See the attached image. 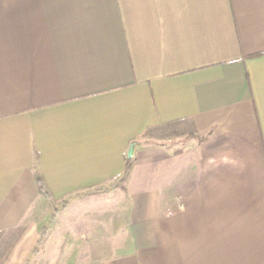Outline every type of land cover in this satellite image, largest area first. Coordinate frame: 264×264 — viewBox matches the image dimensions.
Instances as JSON below:
<instances>
[{"label": "crops", "instance_id": "1", "mask_svg": "<svg viewBox=\"0 0 264 264\" xmlns=\"http://www.w3.org/2000/svg\"><path fill=\"white\" fill-rule=\"evenodd\" d=\"M0 264H264V0H0Z\"/></svg>", "mask_w": 264, "mask_h": 264}, {"label": "trees", "instance_id": "2", "mask_svg": "<svg viewBox=\"0 0 264 264\" xmlns=\"http://www.w3.org/2000/svg\"><path fill=\"white\" fill-rule=\"evenodd\" d=\"M130 169H131V160L128 159V162L126 164V173H125L124 178H123L124 180L127 179V176H128ZM37 182H38L39 187L42 190V192H44L46 195H49V192L47 191V188L45 187L43 180H42L40 175L37 176Z\"/></svg>", "mask_w": 264, "mask_h": 264}, {"label": "rangeland", "instance_id": "3", "mask_svg": "<svg viewBox=\"0 0 264 264\" xmlns=\"http://www.w3.org/2000/svg\"><path fill=\"white\" fill-rule=\"evenodd\" d=\"M62 215H65L68 217L70 215V211H65L64 213H62Z\"/></svg>", "mask_w": 264, "mask_h": 264}, {"label": "built area", "instance_id": "4", "mask_svg": "<svg viewBox=\"0 0 264 264\" xmlns=\"http://www.w3.org/2000/svg\"><path fill=\"white\" fill-rule=\"evenodd\" d=\"M182 205H183V204H182V202H181V201L177 203V206H178L179 208H181V207H182ZM170 212H171V211H170Z\"/></svg>", "mask_w": 264, "mask_h": 264}, {"label": "water", "instance_id": "5", "mask_svg": "<svg viewBox=\"0 0 264 264\" xmlns=\"http://www.w3.org/2000/svg\"><path fill=\"white\" fill-rule=\"evenodd\" d=\"M131 153H132V149L130 150L129 155H131Z\"/></svg>", "mask_w": 264, "mask_h": 264}]
</instances>
